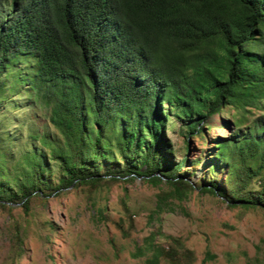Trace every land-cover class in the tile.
I'll use <instances>...</instances> for the list:
<instances>
[{
    "label": "trees",
    "instance_id": "obj_1",
    "mask_svg": "<svg viewBox=\"0 0 264 264\" xmlns=\"http://www.w3.org/2000/svg\"><path fill=\"white\" fill-rule=\"evenodd\" d=\"M23 92L45 109L56 133L31 132L12 185L0 174L3 206L27 208L32 195H48L42 148L61 172L53 191L138 175L172 186L160 200L197 188L230 206L264 208V0H0V102ZM226 106L235 112L224 125L235 134L214 141L206 166L222 161L231 181L195 187L180 174L187 155L169 158L166 120L172 112L185 121L188 148ZM10 140L1 127L0 171L12 156ZM112 146L128 151L125 169L101 175L98 158ZM255 177L260 188L252 192ZM146 253L145 264L194 260L192 250L165 248L154 234L134 255ZM213 258L206 251L202 261Z\"/></svg>",
    "mask_w": 264,
    "mask_h": 264
},
{
    "label": "rangeland",
    "instance_id": "obj_2",
    "mask_svg": "<svg viewBox=\"0 0 264 264\" xmlns=\"http://www.w3.org/2000/svg\"><path fill=\"white\" fill-rule=\"evenodd\" d=\"M31 96V92H23L10 96L7 103L0 102V128L10 136L7 150L10 148L12 153L0 174L7 173L10 185L18 155L32 145L31 132L47 128L56 133L47 124L45 109ZM163 107L167 108L165 104ZM234 112L226 106L215 114L205 138L191 137L188 148L185 121L170 112L164 129L169 158L177 163L187 155L180 174L190 178L195 187L213 179L224 186L231 181L222 161L217 160L216 166L206 164L216 155L214 141L235 134L234 126L224 125ZM254 112L247 117L252 119L259 113ZM40 150L48 166L43 175L48 195H32L27 208L21 202L0 204V264H145L150 254L134 253L150 240L151 234L165 248L180 243L192 250L191 264H264L263 207L230 206L221 196L197 188L182 199L175 196L160 200L158 196L171 191L172 186L154 184L138 175L53 191L61 172L58 163L48 159L49 150ZM109 150L108 155L98 158L101 175L125 169L128 151H118L115 146ZM130 171L126 168V173ZM259 188L255 177L250 190L256 192ZM206 251L215 258L202 261ZM168 263L166 257L159 261Z\"/></svg>",
    "mask_w": 264,
    "mask_h": 264
}]
</instances>
